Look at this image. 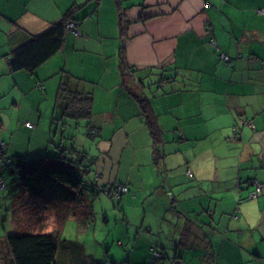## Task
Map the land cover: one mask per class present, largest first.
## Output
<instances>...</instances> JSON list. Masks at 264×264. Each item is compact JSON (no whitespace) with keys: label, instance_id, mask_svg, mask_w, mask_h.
Returning <instances> with one entry per match:
<instances>
[{"label":"crops","instance_id":"1","mask_svg":"<svg viewBox=\"0 0 264 264\" xmlns=\"http://www.w3.org/2000/svg\"><path fill=\"white\" fill-rule=\"evenodd\" d=\"M71 7L79 21L62 46L33 71L11 70V50ZM211 36L219 49L209 44ZM121 53L135 68L126 76ZM62 72L92 93L99 137L90 174L99 185L125 183L135 191L154 211L149 230L174 225L169 247L176 255L197 249L217 264H264L258 260L264 256V0H0V96L13 91L14 111L1 115L0 126L6 119L10 129L17 121V130H33L44 115L62 111L56 102ZM139 98L162 130L160 167L152 162ZM4 137L13 151V135ZM251 176L263 183L261 192L239 204L246 183L238 178ZM7 235L0 237V261L8 256Z\"/></svg>","mask_w":264,"mask_h":264},{"label":"rangeland","instance_id":"2","mask_svg":"<svg viewBox=\"0 0 264 264\" xmlns=\"http://www.w3.org/2000/svg\"><path fill=\"white\" fill-rule=\"evenodd\" d=\"M12 92L9 89L5 95L0 96V111H2L0 118L1 115L7 118L14 113L10 107L13 105L10 100L13 99ZM52 115L49 114L46 117L44 115L39 123L33 126L35 128L33 130L25 131L24 127L17 130L15 127L18 124L17 121L10 129L6 126V119L0 126V154L1 150L16 153H8L11 159L6 164H3V154L0 156V176L6 181L5 188L0 187V210L3 214L0 215L4 219L0 221V237L6 235L7 230L8 233L13 231L18 224L19 226L25 224L28 230L42 231H50L56 225L53 211L44 208L39 198L29 196L26 192L16 196L14 207L10 205L14 201L15 195L21 191L20 186L11 178L14 169V155L37 158L46 153L55 154L57 153V148L54 146L56 143L62 147L73 146L78 149H86L93 154L96 153L95 138H90L86 134L85 119L77 121L65 117L66 124L63 125L52 119ZM61 115L62 112L59 108L54 111L53 118ZM50 119H52L51 124ZM61 133L64 138H61ZM5 134L13 135L14 152L12 149L8 151L9 142L5 139ZM130 176L136 182L135 175L132 173ZM43 179L45 184H53L54 182L50 175L43 176ZM92 179H94L93 176ZM93 188L97 189L98 187ZM91 193L89 188L85 191L86 199L92 200L93 215H81L80 218L73 215L69 216L57 233L59 250L57 254L60 264H174V260L181 264H217L212 255H202V251L197 249L195 254L190 253L185 257L176 255V248L169 247L171 243L169 234L174 225L164 224L162 233L157 232V230H149L148 226L156 225L154 211L150 212L142 200L135 199V191L130 190L123 193L124 197L121 200L117 198L116 193L112 195L98 191L94 195ZM251 200L253 198L244 199L245 202ZM150 202L153 203L154 199ZM106 211H108V218L104 215ZM145 211L148 213L142 223L141 217ZM13 212L15 216L12 217ZM13 221L16 222L15 227ZM153 225L152 228L154 229ZM260 229L264 232V223ZM16 230L19 229L16 227ZM160 241L165 242L168 248L163 247L164 250L161 249L165 257L155 258L152 256L151 246H160ZM2 248L3 242L0 240V249ZM252 257L256 259L255 256ZM258 260L263 262L264 256L262 255ZM247 264H252V262H247Z\"/></svg>","mask_w":264,"mask_h":264},{"label":"trees","instance_id":"3","mask_svg":"<svg viewBox=\"0 0 264 264\" xmlns=\"http://www.w3.org/2000/svg\"><path fill=\"white\" fill-rule=\"evenodd\" d=\"M72 7L59 20L53 21L43 31L32 34L27 41L12 49L8 56L9 68L11 70L25 69L33 71L53 55L62 46L64 36L69 28L68 23L79 21L74 18ZM122 22L123 19H121V31L123 33ZM209 44L212 48L219 49L218 44L212 45L210 42ZM221 53L223 52L219 51L220 58L226 61L221 57ZM120 57L121 74L126 76L130 72L133 73L135 68L126 62L123 53ZM38 87H41L40 83ZM139 101L143 105L146 123L152 135V162L160 167L164 158L162 130L159 128L148 102L144 98H139ZM56 102L62 108V116L55 117V121H59L64 125L66 124L65 117L77 121L85 119L86 134L90 138L99 137V128L91 124L92 93L80 86L78 77L67 72L61 73ZM237 129L238 126L234 125L233 130L235 133ZM60 135L61 138H64L62 133ZM54 146L57 148L55 154L46 153L37 158L15 156L11 178L21 188V191L15 195L14 204L16 203V196L22 195V192L39 198L44 208L53 211L55 228L50 231L28 230L25 224L21 226L18 224L16 227L19 230L9 232L6 237L9 252L8 256L0 261V264H60L57 254L59 251L58 231L69 216L73 215L80 218L81 215H93L92 200L88 201L86 199L85 191L89 188L93 195L96 194V191L108 195L116 193L117 198H120L121 194L129 189V186L125 183H116L113 186L103 183L99 185L96 180L92 179L93 175L91 176L90 173L95 172L93 165L97 158L90 151L73 146L62 147L58 143ZM1 154H4V150H1ZM2 159L3 164H6L11 156L4 154ZM187 173H190V171L187 170ZM46 175H50L54 180L53 184L44 183L43 176ZM0 178L2 177L0 176ZM2 179L5 188L6 181L4 178ZM91 181H94V183ZM238 182L246 183V193L237 198V203L243 202L245 198H256L260 194L263 185L258 178L252 176L246 180L238 178ZM93 187L98 188L94 189ZM123 187H125L124 190H122ZM251 193H254V195L251 196ZM234 216L238 217V214L235 213ZM151 250L153 257H164L163 252L154 245L151 246Z\"/></svg>","mask_w":264,"mask_h":264},{"label":"built area","instance_id":"4","mask_svg":"<svg viewBox=\"0 0 264 264\" xmlns=\"http://www.w3.org/2000/svg\"><path fill=\"white\" fill-rule=\"evenodd\" d=\"M74 25H75V23L73 21H70L68 23V27L71 28V29H74ZM209 42L212 45H217V41H216V39L213 36L210 37ZM220 55L226 61L230 59L229 56L227 54H225V53H221ZM25 124L27 126H32L31 122H29V121L25 122ZM1 145H3V142H1ZM1 148L3 149V147H1ZM3 185H4V180L2 178H0V187H3ZM124 189H125V187L122 188V190H124ZM250 195L252 196V195H254V193H251Z\"/></svg>","mask_w":264,"mask_h":264}]
</instances>
